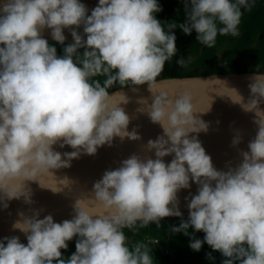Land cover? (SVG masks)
<instances>
[{"label":"clouds","instance_id":"1","mask_svg":"<svg viewBox=\"0 0 264 264\" xmlns=\"http://www.w3.org/2000/svg\"><path fill=\"white\" fill-rule=\"evenodd\" d=\"M253 5L254 0H182L183 21L165 24L155 16L161 10L157 0H98L90 14L80 0H0V201L23 196L31 203L27 180L59 191L38 178L54 177L53 170L69 167L81 154L94 155L113 137L139 139L119 106L127 97L119 90L109 94L114 85L147 83L153 97L151 103L141 98L138 111L162 129L143 146L151 158L132 154L105 170L91 196L75 199L71 219L18 214L12 228L26 242L0 239V264H154L148 246L129 245L124 229L180 217L177 193L190 180L197 189L187 218L169 230L190 237L203 232V241L190 239L189 247L198 251L206 243L224 257L221 264H264V72L253 73L247 100L227 88L233 103L254 113L257 130L239 163L226 170L216 169L196 135H189L208 127L194 117L191 95L153 91L164 63L177 53L175 29L195 33L212 47L218 34H238L241 8ZM45 29L53 43L41 35ZM56 45L62 46L59 55ZM239 141L234 136L231 143ZM53 145L72 151L61 153ZM73 238L75 250L64 257L61 250Z\"/></svg>","mask_w":264,"mask_h":264},{"label":"water","instance_id":"2","mask_svg":"<svg viewBox=\"0 0 264 264\" xmlns=\"http://www.w3.org/2000/svg\"><path fill=\"white\" fill-rule=\"evenodd\" d=\"M88 13L94 8L98 0H80ZM81 32L82 29H77ZM65 36L64 43L72 42V37L67 29L63 30ZM44 38H50L49 30L41 32ZM253 73H216L200 77H167L156 79L153 86L154 93L159 91L167 92L170 96H176L187 92L191 95L194 117H199L207 122V131L190 133L196 135L204 148L206 154L211 158L213 166L218 170H226L228 166L234 167L239 163L240 151H247L248 142L255 137L256 124L254 123V113L244 111L239 104L233 103L228 89H235L245 100L249 97L248 85L251 83ZM133 87L135 90H133ZM124 86L109 91H122L127 97V103L121 102L119 106L129 117L128 130H135L139 133V139L129 140L125 137H113L111 145L100 146L94 155L81 154L78 158L72 159L70 166L53 170V176H41L39 181L48 187H60L59 191H52L50 188L41 187L36 180H27L24 187L28 190L31 203H25L23 196L19 199L0 201V239L4 237L17 236L20 241L25 240V234L18 229H13L12 224L20 218L18 214L32 215L38 213V218L51 214L54 222L71 219L74 215L73 203L77 197L86 198L91 196V188L94 181L98 180L105 170L119 167L120 162L132 154H137L141 158L153 156L152 152H147L144 145L147 140L155 139L162 134V129L158 124L150 121L146 112L138 111L142 105L141 98L147 99L151 103L153 93L149 90L147 83L136 86ZM228 88V89H227ZM264 109V103L260 104ZM204 112H200L206 109ZM234 136H239L240 141L233 146L231 141ZM54 150L61 153L72 151L65 145L63 148L53 145ZM165 163L169 162L171 156L162 158ZM69 181L68 186H60L66 183L61 179ZM12 181L11 184H15ZM188 189H181L177 193L178 209L181 216H166L160 219V223H173L181 219H186L188 214L187 203L191 195L196 193L197 185L190 180ZM191 194V195H190ZM2 195V193H0ZM188 197V200H185ZM6 204V206H4ZM152 223H149L150 225ZM139 225V224H137Z\"/></svg>","mask_w":264,"mask_h":264},{"label":"flooded vegetation","instance_id":"3","mask_svg":"<svg viewBox=\"0 0 264 264\" xmlns=\"http://www.w3.org/2000/svg\"><path fill=\"white\" fill-rule=\"evenodd\" d=\"M157 2L161 10L155 13V16L159 21L163 18L166 19L165 24L170 21L179 24L183 21L182 0H157ZM241 12L238 34L236 36L218 34L212 47L197 41L195 33L185 35L178 28L174 30L182 37V47H186V52L180 58L187 61L184 65H177V77L264 72V0H254L250 10L244 11L241 8ZM178 14H182L179 22L176 19ZM48 40L53 43L51 39ZM232 42H235L234 47ZM56 47L57 54H61L62 46L56 45ZM180 221L159 223V226L136 225L134 229L125 228L124 232L129 245L140 241L148 246L154 264H221L224 257L206 243H202L198 251L189 247L190 239L199 238L203 241V232L196 231L190 237L169 230L170 226H178ZM189 232L192 233L191 228ZM208 254L211 255V259L208 258Z\"/></svg>","mask_w":264,"mask_h":264},{"label":"trees","instance_id":"4","mask_svg":"<svg viewBox=\"0 0 264 264\" xmlns=\"http://www.w3.org/2000/svg\"><path fill=\"white\" fill-rule=\"evenodd\" d=\"M181 15L182 14L176 15V19L178 22L180 21ZM175 35H176L175 44L177 48V53L170 60L164 63L162 71L159 73L156 79H159V78L162 79V78H167V77H174V78L177 77L176 67L178 63L176 61H177V58H180V56L186 52V47H182V37L180 36V33L175 31ZM177 222H173V223H177Z\"/></svg>","mask_w":264,"mask_h":264},{"label":"rangeland","instance_id":"5","mask_svg":"<svg viewBox=\"0 0 264 264\" xmlns=\"http://www.w3.org/2000/svg\"><path fill=\"white\" fill-rule=\"evenodd\" d=\"M165 20L166 19H162L161 20V22L162 23H164L165 22ZM232 44H233V47L235 46V42H232ZM245 62H246V60H244ZM248 62H250L249 60H248ZM191 70H193V69H191ZM99 79H101L102 80V77H99ZM125 86H127V85H125ZM117 88H120V86L119 85H114L112 88H110L109 89V91H112V90H114V89H117ZM152 224H155V223H152ZM75 238H73V240H70V241H68L67 243H68V247H67V249H62L61 251H62V255L64 256V257H67V256H69L74 250H75V247H74V240ZM21 242H26V240H23V241H21ZM71 247H72V250H71Z\"/></svg>","mask_w":264,"mask_h":264}]
</instances>
